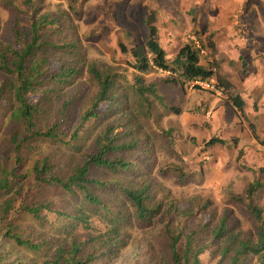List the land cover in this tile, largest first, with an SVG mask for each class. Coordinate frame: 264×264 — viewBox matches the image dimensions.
<instances>
[{"label": "trees", "instance_id": "trees-1", "mask_svg": "<svg viewBox=\"0 0 264 264\" xmlns=\"http://www.w3.org/2000/svg\"><path fill=\"white\" fill-rule=\"evenodd\" d=\"M17 8L6 24L0 22V115L12 124L0 161V264H104L125 245L127 223L148 226L161 215L167 219L158 236L160 245L141 264H201L206 250L217 258L215 264H253V259L264 264V211L252 203L264 183L255 179L244 197L235 198L247 201L254 230H236L228 224L227 213L210 227L214 215L206 212L208 202L199 206L207 218L202 215L197 221L189 207L180 210L170 204L163 209L150 181L135 179L141 171L128 157L136 141L124 140L128 134L118 129L122 117L138 127L139 117L152 115L147 94L158 95L152 84H144L147 73L167 72L164 81L174 85L213 78L214 88L230 87L212 64L201 63L205 45L198 32L169 59L158 41L153 14L143 17L144 43L120 46L126 65L135 72L134 85L126 89L121 73L81 60L74 40L52 38L56 18L36 16L35 7ZM51 51L58 55L54 61ZM32 95H39L35 102ZM229 97L243 109L238 95ZM91 120L101 123L90 129ZM208 143L224 140L212 137ZM37 144L49 151L33 156L25 173V154L37 151ZM175 169L183 182V172ZM258 171L264 173V167Z\"/></svg>", "mask_w": 264, "mask_h": 264}, {"label": "rangeland", "instance_id": "rangeland-1", "mask_svg": "<svg viewBox=\"0 0 264 264\" xmlns=\"http://www.w3.org/2000/svg\"><path fill=\"white\" fill-rule=\"evenodd\" d=\"M27 7H35L36 16L43 13L56 18L52 38L74 40L81 60L121 73L126 89L134 85L135 72L126 65L120 46L144 43L143 17L153 14L158 41L169 59L187 40H195L194 32H198L205 45L202 64H212L216 75L227 79L230 87L222 91L194 88L192 83L174 85L164 81L167 72L147 73L144 84H152L158 95L147 94L152 115L139 117L138 127L122 117L118 129L128 134L124 140L136 141L128 157L141 171L135 179L150 181L163 209L174 204L180 210L189 207L191 218L197 221L202 215L207 218L199 206L208 202L206 212L214 215L210 227L227 213L228 224L236 230L244 234L254 230L247 201L235 198L244 197L247 185L255 179L264 183V173L258 171L264 167V0H0V22L6 24L14 8L28 11ZM49 57L54 61L58 55L51 51ZM85 78L80 81L83 89ZM234 95L244 98L242 110L229 99ZM38 97L32 95L30 100L35 102ZM167 107L181 112L175 114ZM100 123L91 120L88 125L94 129ZM11 127L0 118V161L5 159ZM212 137L224 143H208ZM37 149L25 154L23 172L29 171L33 156L49 151L45 144H37ZM175 167L183 172V182ZM252 203L264 211V188L254 193ZM166 219L161 215L148 226L127 223L125 245L104 264L150 261L154 256L150 249L157 251ZM210 256L206 250L200 256L201 264H215L217 258Z\"/></svg>", "mask_w": 264, "mask_h": 264}, {"label": "built area", "instance_id": "built-area-1", "mask_svg": "<svg viewBox=\"0 0 264 264\" xmlns=\"http://www.w3.org/2000/svg\"><path fill=\"white\" fill-rule=\"evenodd\" d=\"M193 84H198V85H200L201 87H206V88H214V83H213V80L211 79V80H209V81H195V82H193L192 83V85Z\"/></svg>", "mask_w": 264, "mask_h": 264}, {"label": "crops", "instance_id": "crops-1", "mask_svg": "<svg viewBox=\"0 0 264 264\" xmlns=\"http://www.w3.org/2000/svg\"><path fill=\"white\" fill-rule=\"evenodd\" d=\"M201 63H202V62H201ZM240 96H241V95H240ZM240 96H239V97H240ZM240 98H241L242 100H244V98H242V96H241Z\"/></svg>", "mask_w": 264, "mask_h": 264}]
</instances>
